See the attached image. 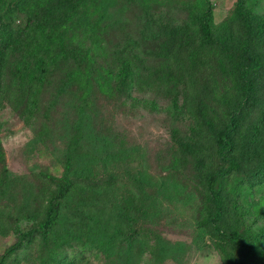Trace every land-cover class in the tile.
<instances>
[{
    "label": "rangeland",
    "instance_id": "374dc122",
    "mask_svg": "<svg viewBox=\"0 0 264 264\" xmlns=\"http://www.w3.org/2000/svg\"><path fill=\"white\" fill-rule=\"evenodd\" d=\"M5 1L8 6L11 4V0ZM210 1L213 21L219 24L236 0ZM91 2L94 3L79 8L74 15L92 12L90 18L98 21L101 46L106 54L96 52L91 31L73 26L67 34H59L56 49L63 55L50 70L38 109L30 117L26 116L28 88L21 77L30 72L32 53L40 46L39 25L25 13L0 12V47L8 39L0 52V179H4L0 213L6 224L12 223L27 197H32L31 189L41 187L46 177L57 180L61 175L68 140L75 126L83 121L81 141L88 149L141 146L144 157L141 164L156 176L154 188L148 187L147 193L157 191L160 202L157 221L145 224L152 236L151 244L155 247L153 234H159L186 246L179 259L171 256L158 259L151 246L143 254L141 264H217L218 261L235 264L236 249L229 245L222 248L224 235L213 233L210 216L214 205L207 183L209 176L215 175V189L229 202L223 228L235 226L253 237L263 232L264 184L239 194L230 192L229 186L233 177L256 170L264 155V132L258 134L256 142L249 141L251 127L259 116L255 100L260 97L254 96L253 91L258 95L259 90H264V47L245 45L238 51L240 57L260 54L261 63L245 78L247 84H254L239 116L241 131L237 147L246 154L235 157L239 163L237 170L222 174L228 162L216 154L217 146L210 131L198 129L196 122L200 117L191 115L190 104L193 108L205 105L221 122H226L225 103L234 95L233 80L219 71L213 59L186 78L185 86L184 80L176 79L168 71L172 68V58L167 62L156 54L149 57L141 52L143 48L158 51L164 42L177 46V32L189 28L190 0ZM245 3L264 17V0H245ZM8 25L15 29L10 35ZM125 58L130 61L129 72H133V77L126 76L124 81L130 86L121 82L115 95L109 96L95 82L89 100L82 105L81 90L67 82V74L76 68L88 69L93 75L101 69L116 71ZM246 148L252 149L254 155ZM229 155L234 157L232 153ZM136 192L140 207L142 194L138 189ZM140 215V210L134 211V216ZM14 240L15 233L11 230L0 233V253ZM62 246L66 252L76 249L73 244ZM88 254L91 264L105 263L103 254ZM247 264H264V235L252 248Z\"/></svg>",
    "mask_w": 264,
    "mask_h": 264
},
{
    "label": "trees",
    "instance_id": "16d2710c",
    "mask_svg": "<svg viewBox=\"0 0 264 264\" xmlns=\"http://www.w3.org/2000/svg\"><path fill=\"white\" fill-rule=\"evenodd\" d=\"M93 3L91 0H11L8 6L5 0H0L2 14L25 13L39 25L40 46L32 53L30 72L21 77L23 85L28 88L27 117L37 111L48 74L63 55L56 49L59 34H67L69 27L73 29V26L91 31L96 52L106 54L101 46L98 21L90 18L92 12L84 16L74 15L79 8ZM189 4V28L177 32V46L173 47V42L170 45L164 42L166 46L162 44L158 51L143 48L141 52L149 57L156 54L167 62L172 58L174 65L168 71L176 79L184 80L185 86L186 78H191L203 64H209L213 59L219 71L234 81V95L225 103L226 122H221L211 108L205 105L193 108L190 104L191 115L200 117L196 122L198 129L210 131L217 146L216 154L228 162L222 171L225 174L238 169L237 155L246 154L237 147L241 131L239 116L254 84H247L245 78L261 63L260 54L240 57L238 51L245 45L264 47V17L245 0H236L227 17L215 24L210 0H190ZM13 30L8 25L9 35ZM7 43L8 39L0 47V52ZM117 68L116 71L101 69L96 75L88 69L76 68L67 74V82L78 86L81 104L85 106L95 82L98 89L109 96L115 95L121 82L130 86L124 82L126 76L133 77V72H129L130 61L125 58ZM253 93L260 97L255 100L259 116L251 127L249 141L256 142L258 134L264 132V90H259L258 95L255 91ZM184 102L186 107V94ZM83 125L80 121L68 140L63 170L58 179L46 177L41 187L31 189L32 197H27L29 199L18 209L19 214L14 215L9 226L0 213V233L7 234L10 230L15 233V240L0 253V264H19L21 261L30 264H91L88 253L103 254L104 264H141L143 254L151 248L152 236L145 224L157 221L160 202L157 191L147 193L148 187L154 188L156 176L141 164L144 160L141 146L88 149L81 141ZM42 129L45 130L44 125ZM246 149L254 155L252 149ZM261 159L256 170L232 178L230 192L239 194L242 190L264 184V155ZM214 179L215 175L209 176L207 183L214 205L210 216L213 233L224 235L222 248L229 245L236 249L235 264H247L252 248L264 235V230L253 237L235 226L223 228L229 202L215 189ZM3 183L1 178L0 189ZM136 189L142 194L140 207L137 206ZM137 209L141 214L138 217L134 216ZM153 236L156 243L152 247L158 259L166 256L179 259L184 255L185 244L170 242L159 234ZM68 244H73L76 249L66 252L62 245Z\"/></svg>",
    "mask_w": 264,
    "mask_h": 264
},
{
    "label": "clouds",
    "instance_id": "9594fccd",
    "mask_svg": "<svg viewBox=\"0 0 264 264\" xmlns=\"http://www.w3.org/2000/svg\"><path fill=\"white\" fill-rule=\"evenodd\" d=\"M220 261L217 262V264H219Z\"/></svg>",
    "mask_w": 264,
    "mask_h": 264
}]
</instances>
